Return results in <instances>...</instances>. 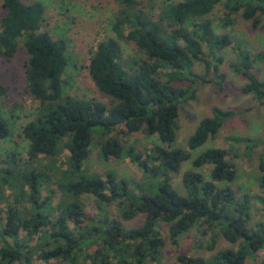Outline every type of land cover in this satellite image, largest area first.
Instances as JSON below:
<instances>
[{
    "label": "trees",
    "instance_id": "obj_1",
    "mask_svg": "<svg viewBox=\"0 0 264 264\" xmlns=\"http://www.w3.org/2000/svg\"><path fill=\"white\" fill-rule=\"evenodd\" d=\"M117 1L121 10L113 29L141 57L125 60L122 46L114 38L98 43L88 70L96 89L108 100L103 102L66 94L68 47L65 40L54 39L43 31L45 5L40 1L26 4L22 0H2L6 14L0 26V54L11 58L23 41L29 55L25 64L26 92L39 107L35 118L23 128L28 158L0 156V198L4 190H9L15 202L31 206L27 218L18 208L10 207L5 227L0 217V264H30L34 255L45 264L75 263L80 257L90 260V264L161 262L165 247L161 223L169 225V236L175 243L196 226L206 225L207 230L217 226L224 240L239 245L236 251L224 250L208 261L180 256L182 264H246L259 252L264 255V222L253 223L249 199L240 200L232 189L238 173L225 150L207 149L192 160L190 153L176 147L179 110L195 98L196 85L211 84L219 92L224 89L222 53L234 42L230 34L217 32L212 15L221 6L225 16L219 22L224 29L233 25L236 17L251 22L256 29L263 22L264 0H161L158 14L146 12L140 0ZM235 50L238 56L230 67L246 80L241 93L264 103V80L254 72L257 64H264V51L252 53L241 45ZM194 61L205 63L204 75L194 73ZM179 82L190 84L179 87ZM6 96L7 89L0 82V101ZM234 116L232 110L214 108L212 117L203 118L190 136L188 149L195 151L208 140H215ZM122 133H144L166 145L167 149L159 147L161 158L164 167L173 172H180L192 161L193 169L182 178L186 195L173 187L168 173L161 181L133 190L116 174L104 180L86 172L84 165L93 142L100 138L103 159L130 157L145 173L156 175L159 169L150 168L148 160L141 159V152L121 144L118 137ZM11 135L9 123L0 113V141ZM66 152L65 162L57 167V159ZM41 157L49 160L51 175L35 167ZM207 166L211 167L209 179L201 171ZM261 170L259 187L264 192L263 162ZM52 181L64 197L72 200L70 205L59 203L56 210L60 214L50 207L49 198L41 200L43 187H49ZM47 190L55 195V190ZM86 195L107 202L127 201L122 219L132 221L144 214V224L126 229L121 221L109 222L106 216L103 226L95 227L90 222L83 225L82 197ZM254 199L264 207L263 197ZM21 231L30 238L37 236L36 245L22 247ZM93 246L92 256L88 252Z\"/></svg>",
    "mask_w": 264,
    "mask_h": 264
},
{
    "label": "rangeland",
    "instance_id": "obj_2",
    "mask_svg": "<svg viewBox=\"0 0 264 264\" xmlns=\"http://www.w3.org/2000/svg\"><path fill=\"white\" fill-rule=\"evenodd\" d=\"M26 4L42 2L46 7V15L43 31H47L54 39H62L67 43L68 65L64 75V89L67 95L83 99H103L90 78L88 66L92 52L99 42L108 38L119 41L123 49L125 60H138L141 55L136 48L127 40L119 38L113 29L115 18L121 10V5L117 0H22ZM145 11L158 14L160 12L161 0H140ZM180 0H173L178 3ZM142 7V6H141ZM6 11L0 0V26ZM225 16L224 9L219 6L211 19L215 22L218 33L230 34L234 44L228 47L223 53L224 63L220 66V72L226 75L223 92H219L211 84L198 83V91L193 100H189L179 110L177 120L178 140L176 147L186 150L191 154L192 160L207 149L219 148L226 152L227 160L233 164L237 170V180L231 184L232 189L240 200L249 199L252 208L250 210L252 221L264 222V207L254 199V196L264 198V192L259 187L262 176L261 164H264V103L256 100L251 95L241 93V88L246 84V80L237 75L230 67V64L237 59L235 47L241 45L252 53L264 51V18L258 28H254L252 23L241 17H236L233 25L224 29L219 22ZM29 59L23 41L19 43L18 51L11 58H6L0 54V82L7 89V96L0 101V113L6 118L11 128V137L5 141H0V156L6 159L11 154H16L17 158L26 160L28 158V142L23 135L24 126L35 118L39 103L33 100L26 92V68L25 64ZM194 73L204 75L206 73L203 61H194ZM256 75L264 80V64H257L254 70ZM190 83L179 82V87H187ZM232 110L235 116L226 121L224 127L215 140L208 142L201 148L191 151L188 149V140L194 134L198 124L203 118L212 117L213 109ZM114 136V134L112 135ZM122 145L126 148L133 147L137 152H141V159L148 160V166L159 169L156 175L147 174L130 157L124 159L109 158L103 159L100 156V138H96L91 147V154L86 160L84 169L90 174H97L104 180L109 174H116L119 180L125 179L129 187L135 190L136 186H150L153 182L161 181L164 173H168L172 179L173 187L181 195H186L183 188V174L193 169L192 161L186 163L180 172H173L163 165V152L159 147L167 149L166 145L160 144L155 137L146 136L144 133L126 134L119 137ZM68 153L57 159V167L65 162ZM154 156V158H153ZM156 157V158H155ZM49 160L41 157V162L35 167L44 173L52 174L48 166ZM209 179L211 167L201 169ZM155 176V177H154ZM162 177V178H161ZM55 190V195L51 196L49 191ZM136 192V191H135ZM50 199V207L53 210L62 201L72 204V200L66 198L57 190L55 182L49 183V187L44 186L42 191V201ZM84 203L83 225L90 222L95 227L103 226L105 218L109 222L113 220L121 221L126 229L141 227L145 221V215L140 214L132 221H124L121 211L129 203L123 200L111 202L102 201L95 196L86 195L82 197ZM10 207H16L21 211L23 217H30L31 206L26 202H15L12 193L4 190L0 198L1 224L6 226L7 211ZM60 214V211L55 212ZM107 214V215H105ZM70 227L74 225L69 223ZM160 232L165 240V247L162 251L161 262H148L146 264H182L180 256L188 258L212 260L219 252L227 249L237 250L239 245H232L222 236L216 226L207 230L206 225H199L180 237L175 243L169 236V225L161 223ZM19 242L23 247H33L37 243V236L30 238L27 232L21 231ZM214 244L213 247H211ZM96 246L89 250L90 255H95ZM263 252L248 258L246 264H264ZM90 260L83 257L77 262L51 261L50 264H90ZM19 264H24L23 261ZM29 264V263H28ZM30 264H45L34 255Z\"/></svg>",
    "mask_w": 264,
    "mask_h": 264
}]
</instances>
